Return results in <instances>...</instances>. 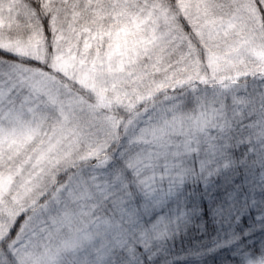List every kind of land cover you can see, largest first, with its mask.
<instances>
[{"label": "snow or ice", "instance_id": "obj_1", "mask_svg": "<svg viewBox=\"0 0 264 264\" xmlns=\"http://www.w3.org/2000/svg\"><path fill=\"white\" fill-rule=\"evenodd\" d=\"M0 264H264V0H0Z\"/></svg>", "mask_w": 264, "mask_h": 264}]
</instances>
